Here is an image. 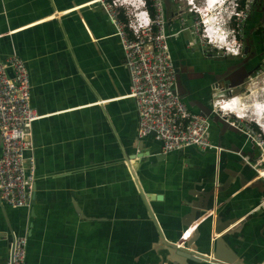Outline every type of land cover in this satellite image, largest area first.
Wrapping results in <instances>:
<instances>
[{"label": "crops", "instance_id": "crops-1", "mask_svg": "<svg viewBox=\"0 0 264 264\" xmlns=\"http://www.w3.org/2000/svg\"><path fill=\"white\" fill-rule=\"evenodd\" d=\"M185 31L170 38V51L183 98L200 112L210 106L214 75L224 65L197 43L200 52L191 51ZM11 51L25 62L39 116L27 151L34 166L30 205L0 199V230L26 236L27 263L171 264L175 249L160 237L179 245L196 230L195 246L210 252L219 234L216 213L235 221L246 216L222 234L224 245L245 263L264 258V208H254L263 187L246 161L256 148L215 115L209 138L219 149L163 152L152 135L138 136L116 29L97 2L0 0V57ZM134 152H142L137 167ZM225 180L228 186L216 191ZM210 186L212 202L184 225L189 203ZM9 241L0 239V264L9 259Z\"/></svg>", "mask_w": 264, "mask_h": 264}, {"label": "built area", "instance_id": "built-area-1", "mask_svg": "<svg viewBox=\"0 0 264 264\" xmlns=\"http://www.w3.org/2000/svg\"><path fill=\"white\" fill-rule=\"evenodd\" d=\"M91 1L101 6L116 29L129 76L126 95L133 98L137 113V135H152L160 142L163 152L188 145L219 149L220 146L209 138L210 117L193 111L176 89V69L169 40L187 30L192 35V38H186L187 44L197 43L204 56L239 55L242 23L255 0H229L231 10L226 21H235L228 31L231 32L230 41L234 42L236 37L240 40L235 49L226 39L227 34L218 30L217 21L207 19L215 20L216 16L208 14L204 17L199 10L203 5H195L194 0H170L167 10L163 0ZM215 1L219 5L225 0ZM259 2L264 6V0ZM186 13H192L188 15L190 23H187ZM262 38L264 41V27ZM212 87L219 97H211L210 111L243 131L256 148L253 160L246 158V161L256 175L258 169L263 171L259 176L263 189L254 208H264V125L262 127L254 120L258 131L247 122L250 119L245 121L233 112L219 108L220 101L236 94L233 93L235 87H222L216 82ZM29 98L27 67L24 60L11 51L0 57V199L16 207H28L33 191V156L27 151L32 148L31 122L39 114ZM11 235V261L8 259L4 264H30L24 258L26 236L0 230V239Z\"/></svg>", "mask_w": 264, "mask_h": 264}, {"label": "water", "instance_id": "water-1", "mask_svg": "<svg viewBox=\"0 0 264 264\" xmlns=\"http://www.w3.org/2000/svg\"><path fill=\"white\" fill-rule=\"evenodd\" d=\"M164 6H165V9L167 10L168 8L166 7L165 3H164ZM225 82H226V86L235 87L243 82V78L239 77L234 81L231 80V81H225ZM176 89L179 92V94L182 97H184L186 92L184 90H181L177 77H176ZM200 112L204 113L205 115L209 117L213 115L218 117L217 114H214L210 111V106H201ZM218 121H220V123H222L224 126H227L228 128H232L233 126L224 118L218 117ZM140 153L142 152H134L133 156L130 157L131 159H133L132 160L133 162H131L133 163L132 166L137 167L138 162H139V160L137 159H139L142 156ZM136 161H137V165L135 164ZM228 182L229 181H227L226 183V180H225L221 182L220 184H218L216 187V191L225 189L228 186ZM257 183L261 187H263L261 180H258V178H257ZM216 191L213 190V186H210L208 189L202 190L199 193H197V198L199 199V202L194 200L189 203L190 204L189 210L187 213L184 214V218L186 219L185 222H183L184 225H187L191 219H194L198 215V211H199V208H201V206L206 207L210 202H212V196ZM244 217L235 221L234 219L232 220L230 218L222 219L218 213L215 214V217L213 219V231L219 234H217V236H214L212 240V246L210 248V252L209 251L208 252L199 251L197 247L195 246L194 241L197 238L196 230H193L184 240L181 241V244L179 245H177L178 241L175 242L172 240H167L163 236L160 237V240L163 243H166L167 245L166 249H168V247L170 248V250L171 248H174V247L176 249L174 250L173 256L170 258L171 264H188V259L194 260V261L203 260L205 261L204 264H259V263H263L264 258L261 259V261H253V262L251 261V262L245 263L240 257H238L235 254L234 251H232L230 247L224 245V242H223L224 238L222 237L223 236L222 234L229 232L230 230H233L237 225H239L241 222L244 221L245 219ZM231 222H233V224L228 226ZM10 241H12V235L10 236ZM11 247H12V243L9 249V261H11ZM223 249L227 251L226 252L227 254L224 253Z\"/></svg>", "mask_w": 264, "mask_h": 264}, {"label": "flooded vegetation", "instance_id": "flooded-vegetation-1", "mask_svg": "<svg viewBox=\"0 0 264 264\" xmlns=\"http://www.w3.org/2000/svg\"><path fill=\"white\" fill-rule=\"evenodd\" d=\"M255 0L247 16L249 17L246 24V19L242 23V47L239 55H230L233 57L218 56V63L224 65L220 72L214 75L216 79L213 83H218L222 87L226 86L225 81H234L239 77L246 79L247 71L256 65L258 61L252 62L254 56H260L263 50L262 29L264 27V6L256 5ZM245 48V50H244ZM226 63V64H225ZM177 73V72H176ZM245 78V79H244ZM236 87V86H235Z\"/></svg>", "mask_w": 264, "mask_h": 264}, {"label": "rangeland", "instance_id": "rangeland-1", "mask_svg": "<svg viewBox=\"0 0 264 264\" xmlns=\"http://www.w3.org/2000/svg\"><path fill=\"white\" fill-rule=\"evenodd\" d=\"M163 1L165 3L166 7L168 8L170 6V0H163ZM194 4L197 5V6H202L203 2H202V0H194ZM173 5H175V4H173ZM256 5L259 6L260 2L256 1ZM203 7H204V5L201 8L203 9ZM204 10H205V7H204ZM230 10H231L230 2H229V0H228V2H227V0H225L221 4V7H216V8H214V9H212L210 11L211 13L209 12L210 15H214L215 14V16H216L215 20H214V23H215L216 20L219 19L216 22V24L219 25V29L218 30L219 31L222 30L223 33L227 34L226 39L228 41H230V39H231V32H228V31L234 25V22H235L234 20H231L229 22L226 21L227 15L230 13ZM212 13H214V14H212ZM190 14H192V13H186L185 14V16L187 17V23L191 22L190 16H188ZM242 14L243 13H241L238 16V18H240L242 16ZM197 15H199V14L197 13ZM208 20L210 21L211 18H208ZM185 34L187 35V37L192 38V35H191V33L189 31H185ZM239 41L240 40L238 39V37L235 38L234 42L230 41V43H231L230 45H232V48L235 49L238 46ZM263 45H264V41H263ZM189 49L191 51L200 52L198 47H197V44H194V45L190 46ZM227 56L228 57H233V56H230V55H227ZM255 61H258L256 63V67H252L251 69H249L247 71L248 76H244L246 79L244 78L245 80L241 84L237 85L234 88V90H233V93L238 94L240 96V98L242 99V101L243 100H245V101L250 100V102H251V100L256 101L257 99H259L257 101H260V100L262 101L264 99V92H263L264 91V87H263L264 86V47H263V50H262V54L260 56H254V59L252 60V62H255ZM253 89H254V92L252 94V90ZM251 94H252L253 97L251 96ZM213 96L214 97H219L217 92H214ZM231 116H234V115H231ZM251 116L252 115L248 114V115L243 116L241 118H243L245 121L250 119L251 121H247V122H249V124L251 126H253V128H255L256 130L260 131L258 125L254 121L255 120L254 117L253 116L251 117ZM263 263H264V261H263Z\"/></svg>", "mask_w": 264, "mask_h": 264}, {"label": "bare ground", "instance_id": "bare-ground-1", "mask_svg": "<svg viewBox=\"0 0 264 264\" xmlns=\"http://www.w3.org/2000/svg\"><path fill=\"white\" fill-rule=\"evenodd\" d=\"M214 1L215 0H203V5L205 7V10H204V7H203V9L200 8L199 10L203 14L204 17L208 16L209 12L213 8L219 7L221 5V4L218 5L216 3V1L215 2ZM227 2H228V0H227ZM212 14H214V13H212ZM208 18H210V17H208ZM218 20H216V21H218ZM212 21H214L213 18H211L210 22H212ZM253 92H254V89L252 90V94H253ZM252 94H251V96H252ZM233 95L234 96L231 99H225L223 101H220L219 108H221L222 110L233 112L234 114H236L237 116H240V117H243V116H246V115L250 114V115H252L254 117L255 121L260 123L262 125V127H263V125H264V99L262 101L261 100L257 101V100H259L257 98H256L257 100L255 99L256 101H253V100H251V102H250V100H247V101L243 100L242 101V99L240 98V96L238 94H233ZM263 129H264V127H263ZM257 173L260 174V176H261L263 174V171L261 169H258ZM171 249H175V247L171 248Z\"/></svg>", "mask_w": 264, "mask_h": 264}, {"label": "trees", "instance_id": "trees-1", "mask_svg": "<svg viewBox=\"0 0 264 264\" xmlns=\"http://www.w3.org/2000/svg\"><path fill=\"white\" fill-rule=\"evenodd\" d=\"M248 14H249V13H248ZM120 16H121L122 18H124V16H123L121 13H120ZM248 18H249V17L246 16V20H245V21H246V24H247V20H248ZM253 67H256V65H253ZM263 255H264V254H263ZM260 257L262 258V256H260V255L257 256V260L261 259Z\"/></svg>", "mask_w": 264, "mask_h": 264}]
</instances>
